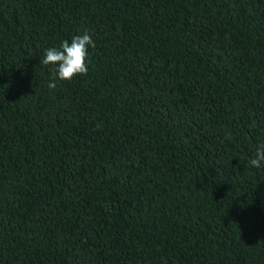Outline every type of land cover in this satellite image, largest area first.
<instances>
[{"label": "trees", "instance_id": "16d2710c", "mask_svg": "<svg viewBox=\"0 0 264 264\" xmlns=\"http://www.w3.org/2000/svg\"><path fill=\"white\" fill-rule=\"evenodd\" d=\"M262 144L264 0H0V264H264Z\"/></svg>", "mask_w": 264, "mask_h": 264}, {"label": "clouds", "instance_id": "9594fccd", "mask_svg": "<svg viewBox=\"0 0 264 264\" xmlns=\"http://www.w3.org/2000/svg\"><path fill=\"white\" fill-rule=\"evenodd\" d=\"M95 47L91 36L85 32L82 35H74L71 42L64 40L59 48L52 47L44 50L42 63L44 65H54L51 70V82L48 84L50 89L56 87V81L71 80L76 75H86L88 66L86 57L88 47ZM264 162V144L257 147L255 157L249 163L254 168H260Z\"/></svg>", "mask_w": 264, "mask_h": 264}]
</instances>
